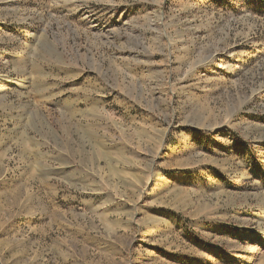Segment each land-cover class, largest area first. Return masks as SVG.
<instances>
[{"label":"rangeland","instance_id":"1","mask_svg":"<svg viewBox=\"0 0 264 264\" xmlns=\"http://www.w3.org/2000/svg\"><path fill=\"white\" fill-rule=\"evenodd\" d=\"M0 264H264V0H0Z\"/></svg>","mask_w":264,"mask_h":264},{"label":"bare ground","instance_id":"2","mask_svg":"<svg viewBox=\"0 0 264 264\" xmlns=\"http://www.w3.org/2000/svg\"><path fill=\"white\" fill-rule=\"evenodd\" d=\"M9 82V81H8Z\"/></svg>","mask_w":264,"mask_h":264}]
</instances>
